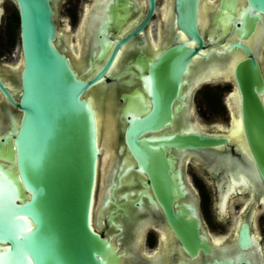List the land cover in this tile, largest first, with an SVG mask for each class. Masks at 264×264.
I'll list each match as a JSON object with an SVG mask.
<instances>
[{
  "label": "water",
  "instance_id": "95a60500",
  "mask_svg": "<svg viewBox=\"0 0 264 264\" xmlns=\"http://www.w3.org/2000/svg\"><path fill=\"white\" fill-rule=\"evenodd\" d=\"M14 1L19 19L21 65L6 71L15 85L3 78L4 85L12 95L16 94V98L0 80V93L17 110L11 115V108H5L4 117L11 116L0 136V264H140L143 258L149 264H164L168 254L176 251L170 232H161L164 251L141 250L144 228L150 224L153 215L160 213L145 207L139 215L134 214L130 223L128 210L121 206L137 205L139 197L134 202L124 199L120 204L115 203V209L122 212L116 216H124L127 222L118 220L114 229H109L108 241L92 228L91 210L101 155L98 148L101 129L106 131L110 150L108 158L102 156L101 159L96 228L102 229L104 217L111 209L110 204L102 206L101 201L110 192L107 190L105 195L104 189L112 165V177L116 179L112 182V190L118 202L120 194L127 189L124 187L130 186V179L133 183L130 171L145 174L180 242L193 253L198 249L207 253L206 242L197 232L196 218L187 220L181 216V213L193 215L195 209L174 203L184 191L178 171L174 172L172 168V155L166 154L165 150L169 151L171 147L180 151L200 150L224 141L198 133H163L148 138L144 135L172 125L183 106L180 90L185 84L182 79L188 72L189 77L192 72V77L187 79L189 97L195 83L203 82L204 77L218 71L226 72V63H230V81L236 90L233 97L239 100L237 115L261 186L251 166L237 165L230 176L221 214H226L229 194L259 192L260 197L264 196V75L259 63L264 50V0H173L174 23L185 39L181 43H171L154 60L136 59L135 69L139 71L149 103L138 91L132 95L122 92L117 99L113 93L123 89V84L117 82L108 86L106 78L119 72L127 55L140 48L133 45L123 47L115 58L117 48L144 27L152 15L154 0H147L149 15L144 23L115 44L109 56L108 51L104 54L109 41L104 35L100 36V51L92 54L88 66L104 56L101 61L96 60L90 70H87L84 55L95 25L104 17L102 5L105 0L100 4L89 32L88 44H82V59H75L67 31H57L50 0ZM216 5L215 20H221L225 28L221 41L231 35L232 40L222 54L213 51L219 58L211 57L202 62L194 57L206 59L209 53L200 52L204 43L198 27L202 34L206 32ZM130 25L122 30L123 33ZM245 40L252 50L242 42ZM151 42L145 40L141 49L151 52ZM191 42L196 46L192 47ZM236 51H242L244 57L234 64ZM64 52L69 53L70 60ZM102 61L105 62L101 66ZM190 66L192 69L189 70ZM125 73L130 76L129 70ZM112 79L116 80L117 76ZM175 101L177 105H174ZM180 113L182 124H188L198 132L204 131L188 122L192 116L191 108L178 115ZM4 127V122L0 121L1 133ZM115 145L119 154L126 151L131 156L133 165L130 166L125 159L118 167ZM204 155L215 158L211 168L232 167L230 159L215 151H206ZM178 158L181 164L185 157L178 155ZM141 185L148 188L145 182ZM193 193L189 191L187 202L195 203ZM148 200L154 204L150 198ZM174 208L178 212H173ZM255 213L253 210L252 214ZM108 219L112 220L113 215L110 214ZM250 222L254 224L252 215ZM241 236L246 243L245 233ZM255 238L259 240L258 236ZM110 242H116L117 247L113 248ZM230 247V244L214 246L215 254L223 257ZM253 251L250 256L257 264L258 252L262 259L263 253L261 248ZM179 254L185 258L180 251ZM230 255L233 257L234 253ZM193 263L200 264V261Z\"/></svg>",
  "mask_w": 264,
  "mask_h": 264
},
{
  "label": "flooded vegetation",
  "instance_id": "af4514ba",
  "mask_svg": "<svg viewBox=\"0 0 264 264\" xmlns=\"http://www.w3.org/2000/svg\"><path fill=\"white\" fill-rule=\"evenodd\" d=\"M103 1L104 0H50V5L55 12L54 22L56 24L57 31H64L66 25V27H68L66 33L70 36L71 42L74 43L79 35L78 33L81 28L80 25L85 22L84 20L86 17L87 9L94 8L95 5L97 6H95V8H99L100 4ZM141 1L144 4L141 11L138 12V9L142 3ZM61 7L66 8V12H62ZM102 11L104 13V17L95 25L89 48L84 55L87 70H90L92 64L97 60L96 59L95 61L91 62V67L88 66V61L91 59L92 54H97L100 51V36L104 35L109 41L106 44L104 50V54L108 51L107 55L109 56L114 50L115 44H118L119 42L130 36L137 28H139L144 23L149 15V3L147 0H105L102 5ZM217 13L218 10L216 5V11L210 16L209 27L205 33L202 34L198 27L199 34L204 43V46L200 52L209 53L208 57L205 59L204 57L196 56L194 57V59H199L202 62H207L211 57L219 58V56L214 54L213 51H218L221 53L224 51L228 43L231 42L232 35L223 37V40L221 41L222 36L224 35L223 32L225 28L221 20H219L218 22L215 20V16L217 15ZM4 17V37L6 36V43H8L7 45L9 46L13 45L14 43L15 29L18 28L19 31L18 11L17 5L14 0H0V25L3 23ZM129 24L132 25H130L127 32L123 33L122 30L126 29ZM257 27H260V25H257ZM89 32V29H86L84 32L86 39H84V44H88L89 42ZM180 37L182 39H180ZM184 39L185 37L180 33L174 23L173 0H154L152 15L147 19L144 27L140 29L136 34H133L126 43L117 48L115 58L118 52L123 47L133 45L140 48L137 51H132L127 55V57L123 61L120 71L106 78V84L108 86L116 84L117 82L123 84V89H117L115 93H113L117 99L118 95L122 92H128L130 93V95H132L138 91L142 93L146 103H149L148 94L143 89V84L139 79V71L135 69L136 59L140 58L142 60L148 61L151 59L154 60L157 58V56L164 52L171 43H181ZM145 40L146 42L152 40L151 50L154 51L153 53L152 51H143L141 49V46L145 45ZM247 40L242 42L248 45ZM11 41L13 42L12 44H10ZM191 46L195 47L196 44L194 42H191ZM250 49L252 50L251 47ZM236 52L237 55L234 64L239 59H241V57H244L242 51ZM64 54L70 60L69 53L64 52ZM104 54L102 55L101 60L103 59ZM79 59H82V52ZM194 59L191 60V66ZM259 61L264 66V50ZM104 62L102 61L101 66L104 64ZM191 66L189 67V70L192 69ZM229 66L230 63H226V69L228 68L229 71H218L215 74L204 77L203 82L195 83V88L192 92H189V97L187 96L189 88L187 79L192 77V72L190 77L188 75V72V74L182 79L185 80V84L180 90V103H182L183 106L179 110V112H183L188 108H191L192 116L190 117V119H188V122L193 123V127H200L202 128L201 130L204 129V131L198 132L191 129L188 124H182V115L181 113L178 115V112L175 115V118L173 119L172 125L170 127L166 126L158 132L148 133L144 135V137L148 138L159 137L162 136L163 133H198L207 137L224 141L223 144L214 145L200 150L180 151L175 147H171L169 151L165 150L166 154L169 153L172 155V168L174 172L176 170L178 171L179 179L181 182L180 185L183 187L182 191H184V195L182 197H178L177 200L174 201V203H176L177 205L190 206L195 209V213L193 215L189 213H181V216L187 220L196 218L198 222L197 232L200 238H204L206 242L207 253H205L202 249H198L193 253L180 242L179 238L175 235L174 230L168 223L163 209L158 204L155 195L149 185V179L145 174L130 171V178L133 177V183H131L130 179V186L124 187L127 189L126 191L124 190L122 194H120V201L118 202L117 199L113 196L114 191L112 190V182H116V179L112 177V171L114 169L112 168V165L110 168V174L105 180L104 189L105 195L107 190H110V192L109 195L105 196V198L101 201L102 206L110 204L111 209L104 217V222H102L104 223V226L102 227V229L96 228V213H98L97 208L99 193H96L94 197L91 210L92 228L105 240H109L108 233L111 232L109 231V229L111 227L114 229V225H116L118 220L125 219V221L127 222V219L124 216H116V214L122 215V212L115 209V203L120 204L124 201V199H128L130 200V202H134L139 197V204L133 206L125 204L121 206V208H126L128 210L127 212L130 216V223L132 222V217L134 216V214L139 215L145 207H148L154 211L159 210L160 215H153L150 224H148L144 228L145 235L141 250L146 252L161 250L164 251L161 232H170L174 239V249H176V251H174L172 254H168V260L164 264H194L193 261H200V264H254L250 253L254 252L253 250H258V248H261L264 257V196L260 197V195L258 194L259 192H237L236 194H229L228 204L226 206V214H221V205L223 204L226 192L230 187V176L232 175V173H234L235 167L237 165H248L249 167L251 166V168H253L254 170L256 180L258 182L256 170L248 151L242 130H239L237 140H233L230 136V130H232L231 128L236 127V123L240 124V117L234 114V109L238 108V100L234 99L233 97L236 90L234 84H232L230 81L232 69H230ZM11 68L13 67H9L8 65L0 67V80L3 85V78H7V80L11 82L12 85H15L14 80L10 76H8L9 74L8 72H6ZM126 70L130 71V76L125 73ZM262 71L264 75V67ZM144 73L146 74V67L144 68ZM112 76H117V79L113 80ZM122 76L124 77L123 79ZM127 82L130 83V86H127ZM5 88L11 93L10 89H8L7 86H5ZM15 95L12 96L16 98ZM177 104L178 102L175 101L174 105ZM202 105L204 106V108L200 107ZM6 107L11 108V115L17 112L16 108L11 106L10 103L5 99V97L0 93V121L4 122L5 124L2 133L0 131V136L5 132L9 123V117L11 116L10 115L7 118L4 117V111ZM235 145L241 150L236 148ZM114 149L115 157L119 160L118 167L122 166V162L125 159H127L128 163L130 162V166L134 164L133 159L131 158V156H129V154H127L126 151H123L121 154H119L117 145H115ZM206 151H215L218 154H221L223 157L230 159L232 167L224 166L219 169L211 168L213 162H215V158L207 157L206 155L203 156V153ZM178 155H184L185 157L184 159H182L181 164L178 160ZM168 174L172 175L170 171H168ZM127 180L128 177L126 181ZM173 180L176 182L178 181L176 177H174ZM141 182H145L148 185V188L143 187L141 185ZM258 185L261 186L259 182ZM121 188L119 189L122 191ZM189 191H191L192 193L194 192L193 200L195 201V203L187 202L186 197H188ZM139 193L142 194L139 195ZM125 195L128 196L125 197ZM148 198H150V200L154 202V204H151ZM253 210H256L255 214H252ZM176 211L177 208H174L173 212ZM110 214L113 215L112 220L108 219ZM92 215L94 217H92ZM251 215L254 221L253 225L250 222ZM242 233H245V235L247 236L246 243L242 239ZM255 235L258 236V241L256 240ZM222 244H230L231 247L227 255L224 254L223 257H220V254H215L216 252L214 246L217 247ZM111 245L113 246V248L117 247L116 242H112ZM179 251L184 255L185 258H181ZM231 252L234 253L233 257L232 255H230ZM118 253L121 254V252ZM143 259L140 261V264H149L146 258ZM257 259V264H264V258L262 259L260 252H258L257 254Z\"/></svg>",
  "mask_w": 264,
  "mask_h": 264
},
{
  "label": "bare ground",
  "instance_id": "6f19581e",
  "mask_svg": "<svg viewBox=\"0 0 264 264\" xmlns=\"http://www.w3.org/2000/svg\"><path fill=\"white\" fill-rule=\"evenodd\" d=\"M96 6V5H95ZM90 8V9H87L86 11V17H85V22L82 23V25H80V30H79V35L76 39V41L74 43H72V47H73V51H74V56H75V59H79L80 58V55H81V52H82V44H84V39H85V30L86 29H89L91 30V27L93 25V22L95 20V17H96V14L98 12V9L99 8ZM99 6V5H98ZM97 7V6H96ZM84 19V18H83ZM68 30V27H66L65 25V31ZM86 40V39H85ZM156 46V45H155ZM238 58V56H237ZM242 58V57H241ZM261 67L263 66V64L259 61ZM21 65V57H20V60L18 61L17 65L16 66H20ZM14 66V67H16ZM234 66V65H233ZM230 67V66H229ZM264 67V66H263ZM262 67V69H263ZM228 70V68L226 69ZM229 71V70H228ZM230 73V72H229ZM215 74V73H213ZM231 76V75H230ZM226 78V77H225ZM227 79V78H226ZM238 100V99H237ZM234 101V100H233ZM264 101V99H263ZM239 102V100H238ZM232 107V106H231ZM238 107H239V103H238ZM237 112H238V108L234 109V114H236L237 116ZM239 119V118H238ZM233 121V120H232ZM237 121V120H236ZM239 122H240V119H239ZM234 124V123H233ZM199 129H202L200 127H198ZM241 128V125L239 123H236V127H232L230 130V136L233 140H237L238 138V134H239V130ZM204 130V129H203ZM228 130V131H229ZM229 134V133H228ZM106 136V137H105ZM100 137L102 138H99V152H100V160L98 161V171H97V179H96V191H95V195L96 193L98 194L99 193V186H100V173H101V159H102V156L105 157V158H108V154H109V150H110V146H107V144H110V141L108 139V136L106 134V131L105 129H101L100 131ZM101 147V148H100ZM95 202V201H94ZM98 209V208H97ZM97 214V213H96ZM92 217H94L92 215ZM96 217V216H95Z\"/></svg>",
  "mask_w": 264,
  "mask_h": 264
},
{
  "label": "rangeland",
  "instance_id": "374dc122",
  "mask_svg": "<svg viewBox=\"0 0 264 264\" xmlns=\"http://www.w3.org/2000/svg\"><path fill=\"white\" fill-rule=\"evenodd\" d=\"M62 12H66V8L61 7ZM4 22L5 17L3 19V23L0 25V67L4 65H8L9 67H14L17 65L20 60L19 53V37H18V28L15 29V40L13 45H7L6 36L4 37ZM72 24V23H71ZM204 108V106H200ZM224 113V111H223ZM264 225V224H263Z\"/></svg>",
  "mask_w": 264,
  "mask_h": 264
},
{
  "label": "trees",
  "instance_id": "16d2710c",
  "mask_svg": "<svg viewBox=\"0 0 264 264\" xmlns=\"http://www.w3.org/2000/svg\"><path fill=\"white\" fill-rule=\"evenodd\" d=\"M13 42L11 41L10 44H12Z\"/></svg>",
  "mask_w": 264,
  "mask_h": 264
}]
</instances>
